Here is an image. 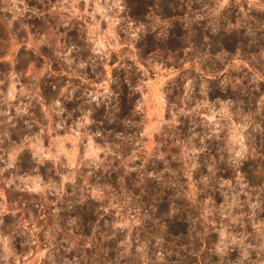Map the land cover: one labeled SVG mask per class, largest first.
I'll return each instance as SVG.
<instances>
[{"label":"rangeland","instance_id":"rangeland-1","mask_svg":"<svg viewBox=\"0 0 264 264\" xmlns=\"http://www.w3.org/2000/svg\"><path fill=\"white\" fill-rule=\"evenodd\" d=\"M0 264H264V0H0Z\"/></svg>","mask_w":264,"mask_h":264}]
</instances>
